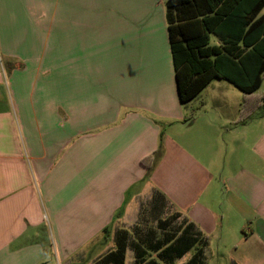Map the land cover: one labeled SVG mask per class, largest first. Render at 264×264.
I'll return each mask as SVG.
<instances>
[{"label":"crops","instance_id":"1","mask_svg":"<svg viewBox=\"0 0 264 264\" xmlns=\"http://www.w3.org/2000/svg\"><path fill=\"white\" fill-rule=\"evenodd\" d=\"M166 12L0 0V264H103L124 232L135 264L143 213L192 225L204 264L213 240L264 264V121L239 120L226 80L181 103Z\"/></svg>","mask_w":264,"mask_h":264},{"label":"trees","instance_id":"2","mask_svg":"<svg viewBox=\"0 0 264 264\" xmlns=\"http://www.w3.org/2000/svg\"><path fill=\"white\" fill-rule=\"evenodd\" d=\"M165 5L181 103L193 100L212 80H226L244 95L239 118L244 121L251 109L248 96L264 83V14L259 16L264 0H165ZM211 35L219 38V46H210ZM142 163L151 169L155 159ZM178 218L159 219L167 227L162 239L153 240L151 235L133 239L135 264H174L193 249L195 254L186 264H204V242L192 225L182 223L179 236L170 233L169 223ZM129 236L118 235L116 250L103 264H124Z\"/></svg>","mask_w":264,"mask_h":264},{"label":"rangeland","instance_id":"3","mask_svg":"<svg viewBox=\"0 0 264 264\" xmlns=\"http://www.w3.org/2000/svg\"><path fill=\"white\" fill-rule=\"evenodd\" d=\"M232 89V97L234 101L233 106L237 109L240 102L239 98L244 95L235 86H233ZM248 97L250 98L249 102L251 109L248 117L244 119V121H246L245 124L247 123V128L250 130L261 128L263 125L262 121H264V83L253 96L249 95ZM166 228V226L159 224V218L154 213H143L139 219V226L137 227V230H135L131 235L136 241L145 239L147 235H151L153 240L162 239L164 237L163 235H165L164 229ZM168 229L171 231L170 233H174V235L179 236L184 230V225L182 224L181 219H173L169 223ZM229 249L230 248L223 247L218 241L213 240L206 250V264H230L228 256L226 255L227 251H230ZM191 255L192 254L190 253L184 259L177 260L174 264H185L188 259H190ZM151 256L157 259V255L155 253L151 254ZM127 264H131L129 257ZM160 264L164 263L160 262Z\"/></svg>","mask_w":264,"mask_h":264}]
</instances>
